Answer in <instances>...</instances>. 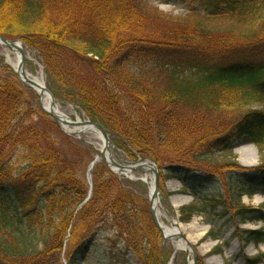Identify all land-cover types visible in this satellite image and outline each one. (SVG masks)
I'll list each match as a JSON object with an SVG mask.
<instances>
[{
    "label": "trees",
    "instance_id": "obj_1",
    "mask_svg": "<svg viewBox=\"0 0 264 264\" xmlns=\"http://www.w3.org/2000/svg\"><path fill=\"white\" fill-rule=\"evenodd\" d=\"M178 1L189 6L184 19L142 0H0V35L39 53L54 96L64 91L127 157L152 158L180 180L195 199L181 221L203 217L217 240L216 218L229 216L247 245L264 243L263 230L239 228L264 220L242 202L264 195V0ZM30 91L0 74V264H80L102 232L117 260L167 264L149 201L105 162L87 200L82 168L95 151L61 131ZM244 144L263 165L246 181L228 171L223 183L214 160ZM247 264H264V253Z\"/></svg>",
    "mask_w": 264,
    "mask_h": 264
},
{
    "label": "rangeland",
    "instance_id": "obj_2",
    "mask_svg": "<svg viewBox=\"0 0 264 264\" xmlns=\"http://www.w3.org/2000/svg\"><path fill=\"white\" fill-rule=\"evenodd\" d=\"M145 2V5L150 7L151 9L159 11L161 14H166L167 17L171 19H184L185 15L188 13L189 6L187 2H180L178 0H142ZM25 47V46H24ZM27 62L26 68L29 69L30 73L33 76H39V74L43 75L45 80V86L49 91L51 90L54 99L56 100L59 108L63 110L67 115L71 116L72 119L77 120L79 117L82 120H90L87 115L82 112L81 108H79L76 103H71L64 96V91H61L57 97L54 96L53 93H56L55 88L52 87L51 83L47 79V75L45 73V67L43 66V59L40 57L39 53L34 50L25 47ZM4 48L0 45V74L4 77L10 76L11 78L17 79L21 82L18 77V73L6 63V59L2 55ZM22 84V82H21ZM24 86V84H23ZM25 87V86H24ZM27 88V87H26ZM30 89V93L37 100V108H39L40 104V96L39 94L32 88ZM261 108L264 110V106ZM40 109V108H39ZM74 138L80 140L83 147L89 148L95 151L94 158L96 155H101L100 145L101 140L93 137L91 135H84L81 137L74 136ZM109 139H111V150H113L116 159L120 160L122 157L124 160L130 163H134L133 159L127 157L124 151L120 150L116 151L115 139L109 135ZM117 149V148H116ZM235 157L234 159L232 158ZM92 160H88L89 162L83 165V172L85 174V178L87 179L89 172V168ZM153 160V159H152ZM263 156L259 153V150L254 145H243L237 146L234 151L229 155L228 153L221 158L214 160L216 161L213 166L210 168L212 172H215L220 176V180L224 183L226 178V173L228 171H232L236 173L232 179L235 182L246 181L247 177H251L253 172L256 171L257 168L261 167ZM156 165L160 168L155 160H153ZM234 162L236 161L240 167L235 169L231 168L230 165H226V162ZM104 162V161H103ZM99 163H102V160H99ZM245 172V173H242ZM163 173V174H162ZM137 180L128 179L122 176H119L122 181H130L131 182V190L135 191L137 195L143 196L147 201H150L151 197V187L150 181L151 175L146 177V180L143 178L146 174L143 171H139L135 173ZM249 175V176H248ZM142 179V180H141ZM160 193L161 198L163 200V207L169 211L174 216L179 217L180 221V208L185 204L194 203L195 199H193L190 195L185 193H181L182 185L178 179H167L164 177V172L161 170L160 177ZM242 202L249 207L255 209H263L264 210V195L262 193H257L253 197L242 196ZM151 207V204H150ZM172 215V216H173ZM168 224L169 221L165 220ZM181 222V221H180ZM182 227L181 231L188 238L191 246L197 249L199 256L203 258L204 264H247V259L250 257H254L259 255L260 253H264V243L260 245L249 244L246 245L244 241H242L238 236V229H236L235 225L230 221L229 216L226 218H216L215 225L222 226V239L221 240H213L210 237H207V232L209 231V225L207 221L201 216H194L192 221L189 223L181 222ZM240 229L243 230H263L264 231V220L258 221L257 223H250L240 225ZM104 235H100L98 240L95 242L96 245L89 252V259L81 262L80 264H140L137 257L135 255H130L129 258H123L122 260H117L113 256V252L111 248L107 246V234L102 232ZM112 235V233H111ZM162 237V236H161ZM163 249L170 254V260L173 259L172 264H190L189 262L192 260V256L188 252H176L175 247L172 243L166 242L160 239L159 242ZM220 247L221 252L215 253V250ZM68 252V249L67 251ZM63 258V256L61 257ZM169 258V257H168ZM169 260V261H170ZM63 262V260H62ZM65 264V262H63ZM170 262H167V264Z\"/></svg>",
    "mask_w": 264,
    "mask_h": 264
},
{
    "label": "bare ground",
    "instance_id": "obj_3",
    "mask_svg": "<svg viewBox=\"0 0 264 264\" xmlns=\"http://www.w3.org/2000/svg\"><path fill=\"white\" fill-rule=\"evenodd\" d=\"M22 46V45H21ZM2 48H4V51L2 52V55L6 59V63L11 66L16 73L19 75H23L25 79H29L32 84L34 85L35 91L39 94L40 100L42 102V106L45 110L51 111V109L58 115L60 118H63L66 120L68 123H71L73 121H77L79 123H82L84 120L80 119L79 117L77 120H74L71 118V116L67 115L63 110L59 108V105L57 104L56 100L53 101L47 91L43 88L45 87V80L43 78L42 74H39V76H33L29 69L26 68V62H27V55L25 53V58L26 61L23 64V69L21 68L22 64V58H21V52L18 47L16 48H9L6 45H2ZM63 129L66 130L70 134H75L76 136H84V135H91L93 137H96L97 139L101 140V145H100V151L102 152L104 150V139L101 136L100 132L93 126L91 125H84V126H63ZM106 160L109 161L111 164V168L113 171L117 173V175L125 177V178H130L132 180H137L135 173L139 172L140 170L134 171L130 170V165L124 164V162H127L124 160L122 157H120V160L116 159L113 150H111V140L109 141V145L106 148ZM99 157V156H97ZM112 162L117 163V166L112 165ZM91 171V170H90ZM89 171V172H90ZM143 171L146 176L143 178L146 180V177L149 176V173L146 172L145 170ZM91 176V172L89 173V177ZM151 180L150 181V187H151V195L154 192V180L153 176L151 175ZM152 209L155 213V217L157 222L160 224L161 231L164 233L165 239L164 241L172 243V245L175 247L176 252H181V251H187L189 252V245L186 243L182 242L177 234L179 231H181L182 224L181 222L177 219L176 216H169V213L165 210L163 207V203L160 200V197H154L152 198ZM165 220L169 221L170 224H168ZM176 223L178 224L177 227H175ZM190 253V252H189ZM192 264V263H191Z\"/></svg>",
    "mask_w": 264,
    "mask_h": 264
},
{
    "label": "water",
    "instance_id": "obj_4",
    "mask_svg": "<svg viewBox=\"0 0 264 264\" xmlns=\"http://www.w3.org/2000/svg\"><path fill=\"white\" fill-rule=\"evenodd\" d=\"M0 44L1 45H6L7 47H9V48H16V47H18L19 49H20V52H21V58H22V64H21V68L23 69V64L25 63V61H26V58H25V51H24V48L23 47H21V43L19 42V41H13V40H10V39H7L6 37H2L1 35H0ZM19 78L29 87H32V88H34V85L32 84V82L28 79H25L24 78V76L22 75H19ZM46 91H47V93L49 94V96H50V98L53 100V101H55V99L53 98V96H52V93L48 90V89H46L45 87H43ZM40 107H41V109L42 110H44L50 117H52L53 118V120H55V122L57 123V125L59 126V128L61 129V130H64L63 129V126H84V125H91V126H93V127H95L99 132H100V134H101V136L103 137V139H104V151L102 152V158L104 159V160H106V156H105V153H106V148L108 147V145H109V141H110V139H109V134H108V132H107V130H106V128L104 129L102 126H101V124H99V123H97V122H92V121H90V120H85V121H83L82 123H79V122H77V121H73V122H71V123H68L66 120H64L63 118H60V116H58L52 109H51V111H47V110H45L44 108H43V106H42V102H41V100H40ZM64 131H66V130H64ZM67 132V131H66ZM68 133V132H67ZM68 134H70V133H68ZM71 136H76L75 134H70ZM116 151H118V149H116V148H114ZM98 158H96V160H97ZM96 160H95V162L93 163V165L96 163ZM106 163L108 164V166L110 167V169L112 170V168H111V164L109 163V161L108 160H106ZM124 164H126V165H130V170H134V171H137V170H145L146 172H148L149 174L151 173V174H153V180H154V192H153V194L151 195V201H152V198H154V197H160V195H161V193H160V190H159V184H160V169L158 168V166L156 165V163L151 159V158H149V159H142V158H140L139 159V161L138 162H136V163H129V162H124ZM112 165H114V166H117V163H115V162H112ZM153 202V201H152ZM151 212H152V216H153V220H154V222H155V224H156V227H157V229L160 231V232H162L161 231V228H160V224H159V222H157V220H156V217H155V213H154V211H153V209L151 208ZM178 226V224L176 223V227ZM162 234H163V238L165 239V236H164V233L162 232ZM177 236L179 237V239L182 241V242H184V243H186L187 245H189V242H188V239H187V237L186 236H184L181 232H179L178 234H177ZM189 249H190V252L192 253V255H193V260H192V264H198L197 263V259H198V252L195 250V248L193 247V246H191V245H189Z\"/></svg>",
    "mask_w": 264,
    "mask_h": 264
}]
</instances>
